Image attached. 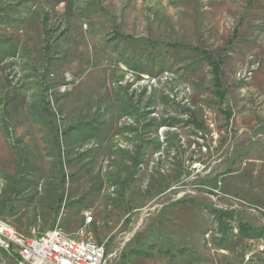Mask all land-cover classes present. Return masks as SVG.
Segmentation results:
<instances>
[{
  "label": "rangeland",
  "instance_id": "obj_1",
  "mask_svg": "<svg viewBox=\"0 0 264 264\" xmlns=\"http://www.w3.org/2000/svg\"><path fill=\"white\" fill-rule=\"evenodd\" d=\"M88 216L104 264H264V0H0V218Z\"/></svg>",
  "mask_w": 264,
  "mask_h": 264
},
{
  "label": "built area",
  "instance_id": "obj_2",
  "mask_svg": "<svg viewBox=\"0 0 264 264\" xmlns=\"http://www.w3.org/2000/svg\"><path fill=\"white\" fill-rule=\"evenodd\" d=\"M90 222L91 217H86L74 235L54 229L26 237L0 218V248L14 257V264H104V245L86 230Z\"/></svg>",
  "mask_w": 264,
  "mask_h": 264
},
{
  "label": "trees",
  "instance_id": "obj_3",
  "mask_svg": "<svg viewBox=\"0 0 264 264\" xmlns=\"http://www.w3.org/2000/svg\"><path fill=\"white\" fill-rule=\"evenodd\" d=\"M218 67H219V63H215V64H214V68H215V76H214V80H215V83H216L217 85L220 84V79H219V74H218ZM244 228H246V230H249V229H250V228L247 227V226H243V227L241 228V230H245ZM251 230L254 231V229H251Z\"/></svg>",
  "mask_w": 264,
  "mask_h": 264
}]
</instances>
